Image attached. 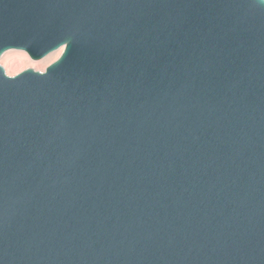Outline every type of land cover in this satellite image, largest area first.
<instances>
[{
  "label": "water",
  "instance_id": "water-1",
  "mask_svg": "<svg viewBox=\"0 0 264 264\" xmlns=\"http://www.w3.org/2000/svg\"><path fill=\"white\" fill-rule=\"evenodd\" d=\"M0 264H264V0H0Z\"/></svg>",
  "mask_w": 264,
  "mask_h": 264
},
{
  "label": "rangeland",
  "instance_id": "rangeland-1",
  "mask_svg": "<svg viewBox=\"0 0 264 264\" xmlns=\"http://www.w3.org/2000/svg\"><path fill=\"white\" fill-rule=\"evenodd\" d=\"M61 51L62 49H58V51L47 55L46 57L40 59V61L31 60L30 57L23 51H6L1 56L0 65L9 76H15L26 68L42 72L49 64L59 58Z\"/></svg>",
  "mask_w": 264,
  "mask_h": 264
}]
</instances>
